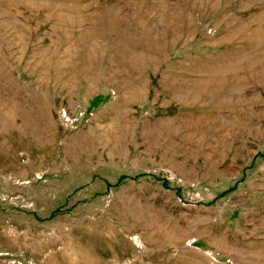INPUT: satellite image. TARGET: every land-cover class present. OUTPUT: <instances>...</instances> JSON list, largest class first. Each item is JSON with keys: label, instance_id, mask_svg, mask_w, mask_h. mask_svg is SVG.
<instances>
[{"label": "rangeland", "instance_id": "obj_1", "mask_svg": "<svg viewBox=\"0 0 264 264\" xmlns=\"http://www.w3.org/2000/svg\"><path fill=\"white\" fill-rule=\"evenodd\" d=\"M0 264H264V0H0Z\"/></svg>", "mask_w": 264, "mask_h": 264}]
</instances>
